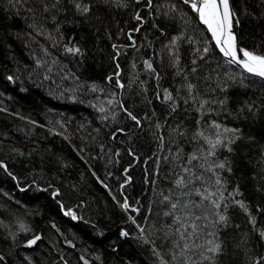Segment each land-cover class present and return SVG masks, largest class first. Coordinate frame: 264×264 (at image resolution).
Listing matches in <instances>:
<instances>
[{
  "label": "trees",
  "instance_id": "obj_1",
  "mask_svg": "<svg viewBox=\"0 0 264 264\" xmlns=\"http://www.w3.org/2000/svg\"><path fill=\"white\" fill-rule=\"evenodd\" d=\"M75 2L89 12L74 0H0V264H255L264 257V82L227 63L183 0ZM232 3L242 46L264 54V0ZM213 121L238 138L227 143L233 134ZM218 131L225 146L212 156L205 137ZM218 188L220 209L197 194ZM176 216L200 219L195 244L174 262ZM209 233L220 252L206 251Z\"/></svg>",
  "mask_w": 264,
  "mask_h": 264
},
{
  "label": "snow or ice",
  "instance_id": "obj_2",
  "mask_svg": "<svg viewBox=\"0 0 264 264\" xmlns=\"http://www.w3.org/2000/svg\"><path fill=\"white\" fill-rule=\"evenodd\" d=\"M10 3H13V0H9ZM185 4L190 3V8L198 13L199 20L202 22L203 25L206 26L207 30L211 32L212 37L215 40V44L217 47H219L220 52L223 54L224 57H227V63L228 64H236L238 67H241L246 73L251 74L254 77H259L261 80H264V54H257L255 51H250L248 49H238L237 47V40H236V35L233 31V20L235 19L236 23H239V17L236 16V14L233 12V10L230 7V0H183ZM149 6L151 5V0H148ZM75 7L78 12L81 14H85L89 12V6L88 5H82L81 3L75 2L74 0ZM47 10V8H45ZM135 19L141 20V17L139 14L135 16ZM135 31H139V28L135 29ZM175 43V41H173ZM115 47V45H113ZM68 52L71 53H79L81 50L76 47H71L67 48ZM201 51V50H198ZM204 53H207L209 51L208 47H204L202 49ZM241 53L242 57L241 58ZM146 66L148 68H152L151 63L145 62ZM195 63V62H194ZM195 68L192 69L193 72H195ZM9 80L12 79V77H8ZM111 79V77H109ZM119 87H123V85H119ZM246 86V85H245ZM189 93L192 92L194 89V85L191 83H188L186 85ZM164 99L166 100H172V94L167 92L165 90L164 94ZM194 99V97H193ZM209 101H202V106L203 104H208ZM219 104H223L224 101H219ZM252 105H248L249 110H252ZM103 111V109H101ZM127 112V109H125ZM128 116L131 117L132 120H136V117L133 116L130 112L127 113ZM138 122V121H137ZM213 128L220 130L222 129V133H232L233 138L228 139L227 143H232L234 142L235 138H238L235 134L238 132L237 129H229L226 127H222L219 124H216L214 121L212 122L211 125ZM220 131L217 132V137L216 139L210 140L207 137H205L206 142L210 145V150H209V155L214 156L215 155V149L218 146H225V141L221 140L220 136L222 134ZM199 135L203 136V132L199 133ZM229 151L231 149L229 148ZM192 159H197L196 156H193ZM206 159V157H205ZM191 163V161H189ZM6 167V166H5ZM202 167V166H201ZM216 168L219 169H224L225 164L224 163H219L215 165ZM211 170V169H209ZM229 171L231 170L230 168L228 169ZM185 173L189 172V169L185 167L183 169ZM197 179H200V177H197ZM191 183V180L188 181ZM177 186L185 184V179L183 176L178 178L175 181ZM216 184L219 186L221 185V181L219 179L216 180ZM238 191V189H237ZM57 192H54L53 195H57ZM197 194L201 196L202 199H207L210 201L211 205L216 208L220 209L221 208V202L223 201V194L222 192L219 191V188L216 193L209 192L207 195H205L203 192H200L197 190ZM235 192L231 193L233 197L235 196ZM218 198H213L217 197ZM165 201L170 200V197H164ZM234 203L238 205L240 208L244 209L246 212L248 211L247 206L245 203L241 200H234ZM179 206V202L171 203L170 207L173 210H176ZM125 210L129 209L130 205L128 204L127 200L125 199V203L121 205ZM187 207V205H185ZM227 210V204H224V211ZM138 211V209L136 210ZM66 216H70L72 219H76V215L72 210H68L64 213ZM172 213H166V215H171ZM133 222H135L134 218ZM200 217H195L193 222L191 224L184 223L181 220L180 216L175 217V221L179 224V227L176 228V235L179 236V240H177L174 244V252L172 255V260L174 262L177 261V255L180 257H184V254L187 250H189L194 244L195 240L192 241V244L189 243V239L193 236L196 238L199 237V233L196 231L198 228V225L195 223V220H199ZM227 217L223 214L218 213V220L215 221L217 223H226L227 222ZM253 224L255 223V220L252 219L251 221ZM23 228V226L21 225ZM137 227H140L137 225ZM183 229V231H181ZM191 229V231H189ZM27 230V229H25ZM141 232H143V228L140 229ZM124 236H127V232H122L121 233ZM208 235L213 236L212 239L207 240L205 243L208 245L206 248V251L208 253H218L221 251V245L220 243L215 242V236L212 233H209ZM261 237L264 238V232L260 233ZM40 239V236H35L33 239L28 240L27 244L28 246L35 245L36 242ZM183 242V243H181ZM196 247H201V245H195ZM154 255H156L159 258V253L156 252V250H153ZM83 259V258H82ZM186 259V258H185ZM203 259L208 260L211 262L213 260V257L211 255H206L203 256ZM261 260H264V257H261L257 260H255V264H261ZM85 264H88L87 261H85ZM159 264H165V261L162 258H159Z\"/></svg>",
  "mask_w": 264,
  "mask_h": 264
},
{
  "label": "water",
  "instance_id": "obj_3",
  "mask_svg": "<svg viewBox=\"0 0 264 264\" xmlns=\"http://www.w3.org/2000/svg\"><path fill=\"white\" fill-rule=\"evenodd\" d=\"M189 6H190V3H189ZM230 7H231V9L233 10V12L236 14V12H235V10H234V7H233L232 0H230ZM192 12H193L194 16H195V17L198 19V21L200 22V24L202 25V27L204 28V30H205L206 34L208 35L210 41L212 42L213 46L216 48V50L219 52V54H220V55H221V56L227 61L228 58H227V57H224L223 54L220 52L219 47L216 46V44H215V40H214V38L212 37L211 32H210L209 30H207V28H206L205 25L202 24V22L199 20L198 16L196 15V13H195L193 10H192ZM236 16H237V14H236ZM233 31H234V33H235V35H236V40H237V47H238V49H241V48L246 49V48H244V47L242 46V43H241V40H240V23L237 24L236 21H235V19L233 20ZM241 58H243V57H242V53H241ZM232 65H234L236 68H238L239 70H241L243 73H245V74H247V75H249V76H252L251 74L246 73L241 67H238L236 64H232ZM252 77H254V76H252ZM254 78H257V79L261 80L259 77H254ZM261 81L264 82V80H261Z\"/></svg>",
  "mask_w": 264,
  "mask_h": 264
},
{
  "label": "bare ground",
  "instance_id": "obj_4",
  "mask_svg": "<svg viewBox=\"0 0 264 264\" xmlns=\"http://www.w3.org/2000/svg\"><path fill=\"white\" fill-rule=\"evenodd\" d=\"M195 12V11H194ZM196 13V12H195ZM196 15L198 16V13H196ZM199 18V17H198Z\"/></svg>",
  "mask_w": 264,
  "mask_h": 264
}]
</instances>
